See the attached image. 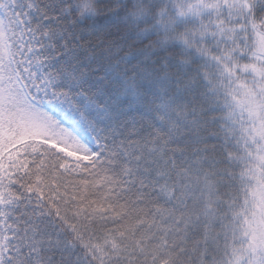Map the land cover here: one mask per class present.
I'll use <instances>...</instances> for the list:
<instances>
[{"label": "trees", "instance_id": "trees-1", "mask_svg": "<svg viewBox=\"0 0 264 264\" xmlns=\"http://www.w3.org/2000/svg\"><path fill=\"white\" fill-rule=\"evenodd\" d=\"M236 1L0 0V77L96 143L6 172L0 264H264V0Z\"/></svg>", "mask_w": 264, "mask_h": 264}, {"label": "rangeland", "instance_id": "rangeland-1", "mask_svg": "<svg viewBox=\"0 0 264 264\" xmlns=\"http://www.w3.org/2000/svg\"><path fill=\"white\" fill-rule=\"evenodd\" d=\"M238 1L239 4H243L242 0L236 2ZM205 2L208 6L217 5L216 1ZM261 38L253 29L248 33L255 57L264 59ZM7 63H10V55L0 15L1 71ZM199 74L200 71L197 70L194 81H199ZM64 120L55 118L47 103H40L29 97L16 74H5L0 77V198H3L2 189L6 182V172L21 166L22 156L27 147L48 144L64 155L81 161L96 156L94 149L96 144L90 135L77 124L75 126L78 127L74 128L64 125Z\"/></svg>", "mask_w": 264, "mask_h": 264}]
</instances>
